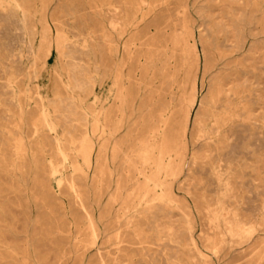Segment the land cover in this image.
Returning a JSON list of instances; mask_svg holds the SVG:
<instances>
[{"label": "rangeland", "instance_id": "374dc122", "mask_svg": "<svg viewBox=\"0 0 264 264\" xmlns=\"http://www.w3.org/2000/svg\"><path fill=\"white\" fill-rule=\"evenodd\" d=\"M0 264H264V0H0Z\"/></svg>", "mask_w": 264, "mask_h": 264}]
</instances>
